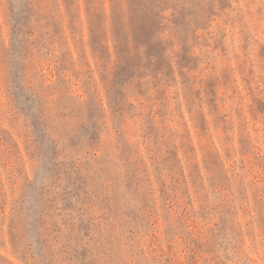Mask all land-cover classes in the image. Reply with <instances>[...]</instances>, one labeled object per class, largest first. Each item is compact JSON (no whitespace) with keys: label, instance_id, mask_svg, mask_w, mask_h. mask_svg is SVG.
I'll list each match as a JSON object with an SVG mask.
<instances>
[{"label":"rangeland","instance_id":"obj_1","mask_svg":"<svg viewBox=\"0 0 264 264\" xmlns=\"http://www.w3.org/2000/svg\"><path fill=\"white\" fill-rule=\"evenodd\" d=\"M157 3L125 77L64 0H0V264H264V0Z\"/></svg>","mask_w":264,"mask_h":264},{"label":"trees","instance_id":"obj_2","mask_svg":"<svg viewBox=\"0 0 264 264\" xmlns=\"http://www.w3.org/2000/svg\"><path fill=\"white\" fill-rule=\"evenodd\" d=\"M74 1L64 0L67 16L74 19V22L80 20L81 26L85 25L82 21L86 18L90 26V43L99 54V60L108 53L109 44H113L117 58L126 62V67L130 68L121 70L122 76L128 77L137 65L138 70L143 58L148 57L146 61L151 63L164 56L163 41L157 38L160 29H167L161 26L162 18L158 11L161 7L157 3L160 0Z\"/></svg>","mask_w":264,"mask_h":264}]
</instances>
